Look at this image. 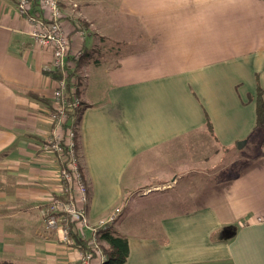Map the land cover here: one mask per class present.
I'll use <instances>...</instances> for the list:
<instances>
[{"label": "crops", "instance_id": "obj_1", "mask_svg": "<svg viewBox=\"0 0 264 264\" xmlns=\"http://www.w3.org/2000/svg\"><path fill=\"white\" fill-rule=\"evenodd\" d=\"M56 1L69 60L79 54L81 108L66 125L87 225L119 209L107 227L127 240L124 264H264V143L230 177L197 168L252 145L257 88L264 103V0H118L113 14L135 27L124 53L94 29L91 0ZM16 3L0 0V264H77L44 223L63 218L50 211L60 161L40 149L52 136L51 51ZM38 5L31 11L44 16Z\"/></svg>", "mask_w": 264, "mask_h": 264}, {"label": "built area", "instance_id": "obj_2", "mask_svg": "<svg viewBox=\"0 0 264 264\" xmlns=\"http://www.w3.org/2000/svg\"><path fill=\"white\" fill-rule=\"evenodd\" d=\"M39 9L45 13L31 11V0H17L16 10L19 16L23 17L30 26V35L38 46L51 51V59L45 69L50 72L62 74L55 79V85L51 92V108L47 110V119L52 126V136L47 138L40 145L45 152L55 153L60 161L58 178L61 183V193L66 196L65 200L53 198L50 211H58L63 214L58 219L54 214L45 216L46 228L58 231L60 239L65 244H73L70 237L71 226L78 230L82 236L85 229L97 232L98 228L105 229L108 223L112 222L119 209L109 216L106 222H100L97 226L87 225L85 205L88 203L87 187L83 176L79 171L77 159L74 154L75 132L72 127H67L71 114L81 108V100L78 94L77 79L75 77L74 59L69 60L70 43L61 25V11L56 0H38ZM259 220V219H258ZM72 224V225H71ZM74 227V229H75ZM76 230V229H75ZM95 233L88 243L90 251L82 259L80 264L93 262V254L100 255V247L96 241ZM104 258L99 257L98 262Z\"/></svg>", "mask_w": 264, "mask_h": 264}, {"label": "trees", "instance_id": "obj_3", "mask_svg": "<svg viewBox=\"0 0 264 264\" xmlns=\"http://www.w3.org/2000/svg\"><path fill=\"white\" fill-rule=\"evenodd\" d=\"M78 60H77V63L79 62ZM77 66L78 65L75 64L76 68ZM45 74H47L48 76L54 79L62 76V74L60 75V73L58 74L54 72H45ZM27 94L34 99L45 102L44 98L39 97L37 94L33 92H27ZM261 95H262V91L259 88H257L256 96L254 100L255 125L249 135V140L252 143L253 148L255 149V156H254L255 159L260 157V147L264 143V103L261 99ZM48 107H50L49 103H48ZM206 128L209 131V133L212 134V128L208 120L206 122ZM74 154L78 162L79 171L81 172V175H82V166H80V160L78 156L79 149H78V143H77V138H76V132H75V137H74ZM59 195L61 199L66 198V196L63 194H59ZM94 226H97V225H94ZM72 228L73 227L71 226L70 234L72 232ZM85 230L88 233L87 235H86ZM85 230L82 236L75 233L74 243L68 244V247L73 249L79 255L77 264H80L82 259L90 251L88 247V243L92 239V235L95 233L91 229H85ZM95 236H96V241L99 244L101 252H100V255L93 254V261L96 260L97 264H124L127 258V255H128L127 240L125 237L115 233L109 227H106L105 229L98 228L97 232L95 233ZM101 255L104 259L101 262H98V259ZM89 264H92V263L89 262Z\"/></svg>", "mask_w": 264, "mask_h": 264}, {"label": "rangeland", "instance_id": "obj_4", "mask_svg": "<svg viewBox=\"0 0 264 264\" xmlns=\"http://www.w3.org/2000/svg\"><path fill=\"white\" fill-rule=\"evenodd\" d=\"M117 4L118 0H91L87 10L89 12V19L91 18L95 21L94 29L105 32L109 36L110 42L118 41L119 43H122L121 51L118 53H124L132 50L128 48L124 51L125 46L129 45V41H126V39L132 34L134 35V32L132 31L135 30V27L132 23L125 21L124 19H119L117 14H113ZM87 25L88 24H86V26ZM95 30L91 31L90 35H92ZM86 42L87 44L90 43L89 39H87ZM117 55L118 54L116 53L112 56L113 58H116ZM253 158V146H245L238 152L216 157L208 163L199 165L197 168L212 172L219 178L223 176L230 177L237 171L241 164L245 163L248 159L250 160Z\"/></svg>", "mask_w": 264, "mask_h": 264}, {"label": "water", "instance_id": "obj_5", "mask_svg": "<svg viewBox=\"0 0 264 264\" xmlns=\"http://www.w3.org/2000/svg\"><path fill=\"white\" fill-rule=\"evenodd\" d=\"M242 145H243V141H241V142H238L237 143V148L239 149V148H241L242 147Z\"/></svg>", "mask_w": 264, "mask_h": 264}]
</instances>
